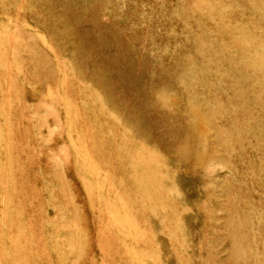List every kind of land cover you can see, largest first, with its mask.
<instances>
[{
  "label": "rangeland",
  "instance_id": "374dc122",
  "mask_svg": "<svg viewBox=\"0 0 264 264\" xmlns=\"http://www.w3.org/2000/svg\"><path fill=\"white\" fill-rule=\"evenodd\" d=\"M0 264H264V0H0Z\"/></svg>",
  "mask_w": 264,
  "mask_h": 264
}]
</instances>
